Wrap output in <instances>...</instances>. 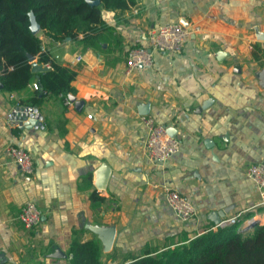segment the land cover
<instances>
[{
	"label": "crops",
	"instance_id": "crops-1",
	"mask_svg": "<svg viewBox=\"0 0 264 264\" xmlns=\"http://www.w3.org/2000/svg\"><path fill=\"white\" fill-rule=\"evenodd\" d=\"M101 17L105 29L92 43L81 35L50 42L37 32L76 72L74 102L48 93L32 106L44 128L7 117L33 98L36 80L0 89V264H71V242L89 240L99 243L100 264L131 262L214 227L211 211L239 214L245 230L264 223L246 174L264 160V0H135L124 10L102 7ZM171 22L191 30L180 54L155 52L151 66L126 73L128 48L147 45L151 28ZM145 116L179 139L164 162L146 155ZM11 147L30 154L32 173L19 170ZM104 165L109 175L98 189ZM165 187L194 202L192 219L166 205ZM93 190L105 201L92 202ZM28 201L40 212L32 228L17 218ZM110 228L107 247L98 231Z\"/></svg>",
	"mask_w": 264,
	"mask_h": 264
},
{
	"label": "trees",
	"instance_id": "trees-1",
	"mask_svg": "<svg viewBox=\"0 0 264 264\" xmlns=\"http://www.w3.org/2000/svg\"><path fill=\"white\" fill-rule=\"evenodd\" d=\"M89 1L94 0H0L1 90L19 91L36 80L38 88L34 89L33 98L21 103L26 107H34L48 93L65 97L74 94L71 83L76 72L43 48L39 34L30 30L29 13H33L43 37L50 42L78 40L81 35L83 42L92 43L105 29L102 7L124 10L135 3V0H100L92 5ZM29 56L45 69L33 72ZM90 178V174L86 176V185L90 184L87 182ZM89 198L92 202L105 201L96 190ZM241 217L233 224L209 226L191 239L145 254L131 264H264V223L254 222L249 229H241ZM69 250L71 264H100L97 240L73 241Z\"/></svg>",
	"mask_w": 264,
	"mask_h": 264
},
{
	"label": "built area",
	"instance_id": "built-area-1",
	"mask_svg": "<svg viewBox=\"0 0 264 264\" xmlns=\"http://www.w3.org/2000/svg\"><path fill=\"white\" fill-rule=\"evenodd\" d=\"M190 31L189 26L178 22L160 24L151 28L148 31L147 45H134L128 48L125 72L130 73L134 69L151 66L155 52L167 53L171 56L180 54L183 43L188 38ZM80 58L78 56L77 60ZM46 67L48 68L50 65L46 64ZM29 86L34 89L38 88L37 82L31 83ZM65 103L67 105L71 104L68 97L65 98ZM36 113L37 110L33 107L17 106L7 113V117L13 121L14 117H16L18 121L25 122ZM142 121L147 133L145 151L149 160L153 162H164L177 153L179 150V139L174 135H170L163 124L155 122L154 119L148 116L143 117ZM35 128H44L40 117ZM9 152L23 174L29 175L32 173V158L26 150L11 147L9 148ZM246 174L257 188L259 195L258 205L264 207V160L250 165L246 170ZM164 198L166 205L183 221L192 219L197 213V207L194 202L174 189L165 187ZM239 217L238 214L237 216L222 218L212 228L233 224L238 221ZM17 218L23 227L32 228L38 225L40 212L34 202L28 201L20 210ZM252 222L249 221L250 224ZM123 264H131V262H125Z\"/></svg>",
	"mask_w": 264,
	"mask_h": 264
},
{
	"label": "water",
	"instance_id": "water-1",
	"mask_svg": "<svg viewBox=\"0 0 264 264\" xmlns=\"http://www.w3.org/2000/svg\"><path fill=\"white\" fill-rule=\"evenodd\" d=\"M99 2H100V0L89 1V3L92 5H97V4H99ZM29 18H30V30H31V32L37 33L40 29V26L37 23V21L35 20L33 13H31V12L29 13ZM29 59L31 62V70L33 72H39V71H42L43 69H45L44 67H42L41 65L36 63V60L34 57L29 56ZM1 88H2V84L0 83V89ZM68 98L71 102L75 101V98L72 95H69ZM38 118H39V114L36 113L33 115V117H31L27 121L23 122V124L29 128L34 127L38 123ZM167 132L170 135H174V129L172 127H167ZM108 175H109V168L106 165H104L101 168L100 175H99L98 180L96 182V187L98 189H103L105 187L106 181L108 179ZM224 212H225V210L211 211L209 213V219L216 225L220 222L222 217H225ZM98 234L100 235L104 245L109 247L113 241V236H114L113 228L106 229V230H99Z\"/></svg>",
	"mask_w": 264,
	"mask_h": 264
}]
</instances>
